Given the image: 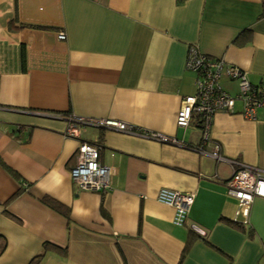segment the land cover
Returning <instances> with one entry per match:
<instances>
[{"label":"crops","instance_id":"crops-1","mask_svg":"<svg viewBox=\"0 0 264 264\" xmlns=\"http://www.w3.org/2000/svg\"><path fill=\"white\" fill-rule=\"evenodd\" d=\"M260 13L261 0H0V264H264V198L239 226L230 162L208 153L217 142L226 159L264 168V107L255 119L240 99L216 111L205 152L186 146L202 140L198 117L176 124L195 92L190 44L264 82ZM218 83L238 91L224 73ZM68 113L134 131L68 136ZM79 140L99 143L115 168L107 192L70 178ZM161 187L193 193L184 224L157 200Z\"/></svg>","mask_w":264,"mask_h":264},{"label":"built area","instance_id":"built-area-1","mask_svg":"<svg viewBox=\"0 0 264 264\" xmlns=\"http://www.w3.org/2000/svg\"><path fill=\"white\" fill-rule=\"evenodd\" d=\"M63 32L58 38H64ZM184 66L195 73V92L185 95L177 112V126L187 127L193 117L201 122L202 140L196 145H186L198 151L205 152L204 143L209 139L208 131L213 114L218 110L233 112L236 99L242 101L241 114L244 118L255 119L256 109L264 107V82L251 83L246 72L222 59L209 58L196 44L187 48ZM224 73L230 79L237 80L238 91L234 95L221 89L218 79ZM69 120L65 135L77 136V130L86 125H94L106 129L133 132V128L123 121L113 118L78 116L68 113ZM153 139L167 141L178 145H185L174 137L160 133L140 131ZM99 146L92 142L79 140L75 151V162L69 171L70 178L79 189L107 192L111 187L115 168L99 161ZM217 160H227L231 165V174L225 181L226 195L235 199L237 203V220L241 224L247 223L250 204L255 197L264 198V168L247 165L232 159H226L220 153V145L214 143L208 152ZM158 201L172 206L174 214L172 222L175 225L184 224L189 207L193 201V193L161 187L156 193Z\"/></svg>","mask_w":264,"mask_h":264},{"label":"trees","instance_id":"trees-1","mask_svg":"<svg viewBox=\"0 0 264 264\" xmlns=\"http://www.w3.org/2000/svg\"><path fill=\"white\" fill-rule=\"evenodd\" d=\"M260 14H261V15H264V0H261V13H260ZM22 57H23V56H22ZM23 58H24V57H23ZM23 58H22V59H23ZM92 143H93V142H92ZM94 144H97V143L94 142ZM98 146H100L99 143H98ZM12 173H14V172H12ZM42 200H43L44 203L50 205L51 207L55 208L56 210L61 211V212H63V213H66L65 210H62V206H61V204L58 203L57 201H55V200H53V199H50V198H48V197H44ZM239 226H241V223L239 224ZM187 248H188V242H187V245H185V250H186ZM46 249H47V244L45 243V244L43 245V251L46 250ZM40 256H41L40 254L37 255V256H36V259H34V260H35V261H38V258H39Z\"/></svg>","mask_w":264,"mask_h":264}]
</instances>
